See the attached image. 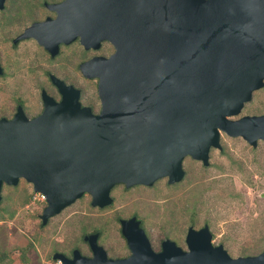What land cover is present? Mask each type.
Instances as JSON below:
<instances>
[{"label":"water","instance_id":"1","mask_svg":"<svg viewBox=\"0 0 264 264\" xmlns=\"http://www.w3.org/2000/svg\"><path fill=\"white\" fill-rule=\"evenodd\" d=\"M4 0H0V8ZM53 19L32 22L12 41L31 37L51 56L74 39L84 49L106 40L113 51L78 64L95 78L98 111L79 102V89L50 76L59 99L41 90V111L18 106L0 117V190L23 179L44 196L41 225L84 193L89 204L111 203L114 184H169L184 175L185 156L208 164L219 133L251 147L264 140V112L239 113L264 85V0H61ZM1 199V195H0ZM128 254L111 258L84 234L90 255L73 248L60 264H264V249L231 257L211 243L208 226L187 227L185 249L165 238L154 251L140 220L120 218Z\"/></svg>","mask_w":264,"mask_h":264},{"label":"rangeland","instance_id":"2","mask_svg":"<svg viewBox=\"0 0 264 264\" xmlns=\"http://www.w3.org/2000/svg\"><path fill=\"white\" fill-rule=\"evenodd\" d=\"M42 1L4 0L0 10V117H11L18 102L28 118L37 114L40 88L58 100L57 90L47 82L48 72L78 88L81 105L97 108L96 79L84 78L77 65L91 55L110 54L108 42L93 51L84 50L77 41L60 45L53 58L32 39L11 43L22 28L47 13ZM263 112L264 85L230 118ZM219 144L220 149H209L206 166L185 156L184 175L178 182L169 184L163 177L150 186L114 184L111 203L101 208L91 206L84 193L44 225L39 215L45 202L31 201L29 183L20 178L15 185L2 184L0 264H60L51 254L69 257L73 248L89 256L82 236L92 232L98 233L97 243L108 257L126 256L118 220L131 215L140 220L154 251L165 238L185 249L187 227L206 224L211 243L221 244L229 256L258 254L264 249V140L251 147L240 137L220 132Z\"/></svg>","mask_w":264,"mask_h":264},{"label":"flooded vegetation","instance_id":"3","mask_svg":"<svg viewBox=\"0 0 264 264\" xmlns=\"http://www.w3.org/2000/svg\"><path fill=\"white\" fill-rule=\"evenodd\" d=\"M59 1H61V0H59ZM59 1H56V0H53V1H46V0H43L42 2H41V5L43 6V8L44 9H46L47 10V13L46 14H44V16L41 18V19H38V20H35V21H32V22H36V21H42V20H44L45 18H50V19H53V18H55V16H56V11L55 10H52L50 7H49V5L50 4H56V2H59ZM3 4H4V2H3ZM1 9H3V6H2V8H0V10ZM31 22V23H32ZM30 23V24H31ZM29 24V25H30ZM29 25H27V26H29ZM27 26H25V27H27ZM24 27V28H25ZM24 28H22L21 29V31L19 32V33H17L14 37H12L11 38V43L12 44H17L20 40H23V39H32L31 37H28V38H22V39H18L17 41H15V42H13L12 40L14 39V38H16L22 31H23V29ZM32 40H34V39H32ZM35 41V40H34ZM74 41H77L78 42V39L76 38V39H74L72 42H74ZM36 42V41H35ZM104 42H107L106 40H103V41H101L100 42V44H99V47L98 48H96V49H93V48H87V49H84L83 48V46L81 45V47L84 49V50H91V51H93V50H98L100 47H101V44L102 43H104ZM71 43V42H70ZM70 43H68V44H70ZM37 44V43H36ZM68 44H59V46L60 45H68ZM39 45V44H38ZM39 46H41V45H39ZM42 47V46H41ZM42 49L46 52V54L50 57V58H53V57H55L56 56V54L55 55H53V56H51L43 47H42ZM59 50V49H58ZM58 53V52H57ZM96 55V54H95ZM95 55H91V56H89L88 58H86V59H84V60H82V61H85V60H87V59H89L90 57H92V56H95ZM98 55H101V54H98ZM109 55V54H108ZM108 55H102V56H108ZM81 61V62H82ZM77 68H78V65H77ZM1 72H2V68H1V66H0V74H1ZM54 76V77H57L56 75H54L53 73H50V72H48L47 73V75H46V77H47V82L53 87V88H55V90H56V86H55V84L52 82V80H51V78H50V76ZM58 78V77H57ZM60 79V78H59ZM89 79V78H88ZM91 79V78H90ZM62 80V79H61ZM63 81V80H62ZM64 82V81H63ZM96 82H97V80H96ZM65 83V82H64ZM67 84V83H66ZM41 90H44L45 91V89L44 88H40V90H39V98H40V102H41V109H42V101H41V97H40V92H41ZM45 93H46V91H45ZM47 94V93H46ZM49 95V94H48ZM79 95H80V91H79ZM49 96H51V95H49ZM52 97V96H51ZM53 98V97H52ZM54 99V98H53ZM59 99V98H58ZM55 101H56V99H54ZM20 107L21 108V110H22V112L24 113V111H23V107H22V105L20 104V102H18V103H16L15 104V107H14V110H13V112H12V114H11V117L13 116V114L15 113V111H16V108L17 107ZM87 106V105H86ZM90 108H91V111L93 112V113H96L97 111H98V104H97V108H96V110H94L91 106H89ZM41 109H40V111H41ZM39 111V112H40ZM38 112V113H39ZM37 113V114H38ZM37 114H35V115H37ZM24 115H25V113H24ZM34 115V116H35ZM26 116V115H25ZM11 117H9V118H11ZM27 117V116H26ZM33 117V116H32ZM5 118V117H4ZM9 118H6V119H9ZM28 118V117H27ZM29 118H31V117H29ZM134 186V185H133Z\"/></svg>","mask_w":264,"mask_h":264},{"label":"built area","instance_id":"4","mask_svg":"<svg viewBox=\"0 0 264 264\" xmlns=\"http://www.w3.org/2000/svg\"><path fill=\"white\" fill-rule=\"evenodd\" d=\"M31 201L44 202V196L39 192H31Z\"/></svg>","mask_w":264,"mask_h":264}]
</instances>
